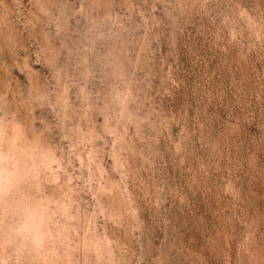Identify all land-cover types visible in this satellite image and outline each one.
<instances>
[{"label": "rangeland", "instance_id": "1", "mask_svg": "<svg viewBox=\"0 0 264 264\" xmlns=\"http://www.w3.org/2000/svg\"><path fill=\"white\" fill-rule=\"evenodd\" d=\"M0 264H264V0H0Z\"/></svg>", "mask_w": 264, "mask_h": 264}]
</instances>
